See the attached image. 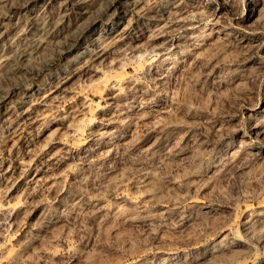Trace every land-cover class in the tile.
Masks as SVG:
<instances>
[{"label": "rangeland", "instance_id": "rangeland-1", "mask_svg": "<svg viewBox=\"0 0 264 264\" xmlns=\"http://www.w3.org/2000/svg\"><path fill=\"white\" fill-rule=\"evenodd\" d=\"M0 264H264V0L0 3Z\"/></svg>", "mask_w": 264, "mask_h": 264}, {"label": "bare ground", "instance_id": "bare-ground-1", "mask_svg": "<svg viewBox=\"0 0 264 264\" xmlns=\"http://www.w3.org/2000/svg\"><path fill=\"white\" fill-rule=\"evenodd\" d=\"M0 3H4V0H0ZM107 37V36H106ZM103 41H104V37L102 38V36H96V37H94L93 38V43H94V45L96 46L95 47V51L94 50H92V53H93V51H94V54L93 55H96V54H99V50L97 49V48H99L100 46H101V44L103 45ZM89 48V47H88ZM87 47L85 48L84 47V51H85V53H89L90 51H89V49H88ZM37 49H39V48H37ZM88 51V52H87ZM36 54H38L39 53V50H36V52H35ZM91 53V54H92ZM90 54V55H91ZM88 56V55H87ZM92 57V56H91ZM77 61V60H76Z\"/></svg>", "mask_w": 264, "mask_h": 264}]
</instances>
